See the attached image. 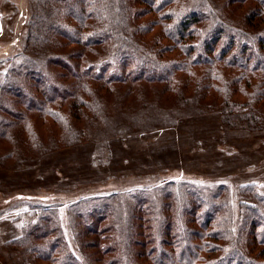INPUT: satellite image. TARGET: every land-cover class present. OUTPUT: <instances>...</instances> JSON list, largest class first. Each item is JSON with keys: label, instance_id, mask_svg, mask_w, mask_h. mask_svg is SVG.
I'll return each instance as SVG.
<instances>
[{"label": "trees", "instance_id": "trees-1", "mask_svg": "<svg viewBox=\"0 0 264 264\" xmlns=\"http://www.w3.org/2000/svg\"><path fill=\"white\" fill-rule=\"evenodd\" d=\"M139 1L150 11L152 19L145 25L155 36L152 43H158L150 50L145 45L133 46L129 34L123 33L128 29L142 33L145 28L130 25L129 21L139 14L130 11V0H32L30 15L17 9V19L21 21L17 24L22 30L19 32L31 49L28 55L19 49L13 52V57L24 54L25 58L11 65L6 75H0V140L12 142L15 159L21 163L31 160L30 156L37 160L52 149L82 142L89 127L84 122L92 124L104 114L101 89L112 92L116 85L139 81L168 86L178 102L202 100L213 109L231 114L235 119H225L227 126L264 125V0H247L246 19L256 24L249 26L251 30L231 25L230 29L212 11L205 13L211 22H205V32L198 25L199 15L188 7V0ZM242 1L246 2H239ZM210 7L205 2V10H214ZM198 13L202 14L200 10ZM29 40L37 43V49ZM27 44L23 43L24 47ZM66 44L80 45L91 53L98 51L97 46L109 44L101 59L105 58L108 64V60L120 58L121 63L128 62L133 69L124 74L122 66L111 64L109 74V67L96 71V65L85 59L80 69L72 67L75 81L59 82L46 65ZM8 60L12 61L11 57H6ZM118 71L123 75H117ZM57 101L66 102L67 106L61 107ZM29 112L33 114L31 118L27 116ZM13 153L8 154L14 156ZM239 190L247 191L252 202L245 207L240 205V230L235 234L229 201L204 210L198 214L202 217L195 213L200 203L192 200L190 204L189 197L181 199L177 194L171 198L166 195L167 202L151 198L146 207L139 202L142 198L132 197L127 208L121 203V207L93 213V223L86 220L85 226L93 228L99 238L107 239L99 245L102 253L113 254L105 260L96 259L94 264H264V186ZM152 195L155 194H146ZM66 197L52 201L69 204L83 196ZM169 212L173 214L167 216ZM36 216L32 223L39 225L42 218ZM103 221L107 223L96 226ZM191 222L197 228L190 227ZM43 223L42 228L29 227L21 237L19 244L29 257L47 264H84L68 238L51 236L57 232L55 223L45 219ZM144 223L149 227L145 244L152 245L137 253L145 258L143 263H137L133 258L136 253L131 251L134 244H143L138 228L142 229ZM84 243L98 244L95 237ZM90 262L87 264H93Z\"/></svg>", "mask_w": 264, "mask_h": 264}, {"label": "rangeland", "instance_id": "rangeland-1", "mask_svg": "<svg viewBox=\"0 0 264 264\" xmlns=\"http://www.w3.org/2000/svg\"><path fill=\"white\" fill-rule=\"evenodd\" d=\"M19 1L0 0L1 76L6 75L11 65L22 61L21 58H25L31 49L19 32L22 30L17 24L21 23L18 22L17 11L22 8L23 14L30 15L28 7L32 0ZM239 1L188 0L187 5L199 15L198 25L204 32L205 22L211 23L205 18V13L212 11L230 29L231 26H243L251 30L249 26L256 24L246 19L249 3L247 0ZM205 2L214 10H205ZM127 5L130 11L139 13L129 21L130 25H143L145 28L142 33L131 29L123 33L129 34L133 46L140 48L145 45L149 50L156 48L158 43L151 41L155 36L145 25L152 19L149 9L139 0H130ZM199 10L202 14L198 13ZM29 42L36 48L35 41ZM23 43L27 46L24 47ZM106 46L110 47L109 44L99 45L98 51L91 53L80 45L66 44L61 53L47 62L46 70L55 80L67 83L75 81L72 67L80 69L81 65H85V59L96 65V71L109 67L106 71L109 73L114 64L116 68L122 66L124 74L132 71L133 67L128 62L121 63L120 58L108 60L110 63L106 64L105 58L101 59ZM18 49L25 55L13 57L11 54ZM8 56L12 61H6ZM117 75L123 73L118 71ZM167 87L139 81L116 85L112 92L101 89L104 114L96 117L97 121L92 124L84 122L86 128L89 127L82 142L52 149L40 154L37 160L27 155L25 158L31 160L19 162L15 159L13 152L16 150L12 142L0 140V264H47L30 258L25 247L19 244L29 227L42 228L44 219L57 227V232L51 236L68 238L84 264L87 261L94 264L96 259L105 260L113 255L102 253L99 249V245L107 239L99 238L97 233L95 235L93 228L87 229L85 222L93 223V213L96 215V212L104 213L107 208L121 207V203H125L127 208L132 203V197L142 198L139 200L142 207H146L151 198L167 202L166 197L171 198L172 194L181 199L189 197L190 202L200 203L199 210H195L196 215L220 206V201H229V206L232 205V231L234 234L239 232L240 205L245 207L252 202L250 194L239 188L264 186V125L236 127V123H232L235 126H227L225 119H235L231 114L213 109L202 100L187 104L178 102ZM37 95L40 97V94ZM58 103L61 107L67 106L66 102ZM263 110L264 104L261 107ZM27 114L28 118L33 116L30 112ZM151 193L155 195L146 196ZM70 195L83 197L80 201L73 199L74 202L69 204L52 201V198H67ZM172 214L169 212L167 216ZM34 215L42 218L39 225L32 223ZM198 216L202 217V214ZM134 221L137 222L136 218ZM106 223L97 222L96 226L100 228ZM189 226L197 228L195 222ZM141 227L138 233L143 244H134L131 251L136 253L133 258L137 263H143L145 259L137 253L152 245L149 242L145 244L144 237L149 232L147 223ZM94 237L98 244L84 243Z\"/></svg>", "mask_w": 264, "mask_h": 264}]
</instances>
